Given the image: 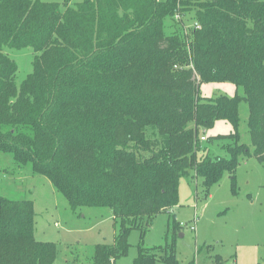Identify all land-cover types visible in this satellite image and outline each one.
<instances>
[{
	"label": "trees",
	"instance_id": "obj_1",
	"mask_svg": "<svg viewBox=\"0 0 264 264\" xmlns=\"http://www.w3.org/2000/svg\"><path fill=\"white\" fill-rule=\"evenodd\" d=\"M69 2L0 0V164L8 154L29 166L73 210L109 207L118 232L94 245L91 260L111 264L132 228L177 205L189 170L208 188L249 153L241 102L264 163V0ZM188 13L197 26L165 32L167 18ZM24 47L32 69L17 85L6 50ZM225 81L232 97L199 95L202 82ZM218 120L232 125L231 157H199L200 130ZM34 216L31 200L0 196V264L54 263L56 244L35 238ZM157 260L197 264L167 243L140 247L133 264Z\"/></svg>",
	"mask_w": 264,
	"mask_h": 264
},
{
	"label": "rangeland",
	"instance_id": "obj_2",
	"mask_svg": "<svg viewBox=\"0 0 264 264\" xmlns=\"http://www.w3.org/2000/svg\"><path fill=\"white\" fill-rule=\"evenodd\" d=\"M81 1L70 0L68 5ZM191 14L167 18L169 27L165 32H186L194 23ZM6 51L17 64L15 82L19 85L31 72L34 51L30 47ZM234 93L235 86L227 81L202 82L199 86V95L203 97H232ZM239 111L238 132L249 145V153L237 161L232 172H223L220 180L208 188L204 187L202 177L189 170L179 180L177 205L155 214L149 224L144 221L143 227L132 228L127 234L126 254L111 264H133L140 247L166 243L173 246L177 259L183 263L264 264V163L253 156L244 102ZM232 129L223 120L201 129L200 134L206 139L200 140L197 155L229 159L227 147L234 141L226 135ZM216 135L221 136L210 139ZM0 169V196L33 202L35 238L56 244L53 264H93L94 245L113 242L119 225L109 207L84 205L73 210L49 180L33 173L29 166L18 167L8 154H2ZM155 264L164 263L157 260Z\"/></svg>",
	"mask_w": 264,
	"mask_h": 264
},
{
	"label": "built area",
	"instance_id": "obj_3",
	"mask_svg": "<svg viewBox=\"0 0 264 264\" xmlns=\"http://www.w3.org/2000/svg\"><path fill=\"white\" fill-rule=\"evenodd\" d=\"M178 16H179V15L176 14V17H178ZM193 24H194L195 26H197L196 23H193ZM200 140H205V137H204L203 135H201V136H200Z\"/></svg>",
	"mask_w": 264,
	"mask_h": 264
}]
</instances>
